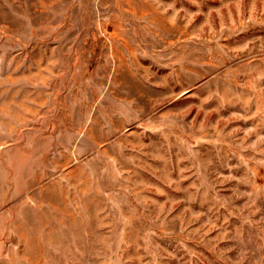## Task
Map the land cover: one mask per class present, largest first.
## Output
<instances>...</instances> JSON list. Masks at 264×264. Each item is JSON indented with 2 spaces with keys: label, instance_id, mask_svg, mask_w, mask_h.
<instances>
[{
  "label": "rangeland",
  "instance_id": "obj_1",
  "mask_svg": "<svg viewBox=\"0 0 264 264\" xmlns=\"http://www.w3.org/2000/svg\"><path fill=\"white\" fill-rule=\"evenodd\" d=\"M0 264H264V0H0Z\"/></svg>",
  "mask_w": 264,
  "mask_h": 264
}]
</instances>
